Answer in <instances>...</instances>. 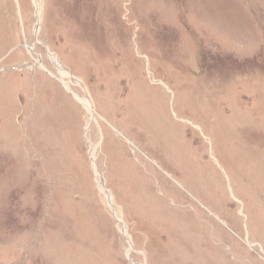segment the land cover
<instances>
[{
  "label": "rangeland",
  "instance_id": "374dc122",
  "mask_svg": "<svg viewBox=\"0 0 264 264\" xmlns=\"http://www.w3.org/2000/svg\"><path fill=\"white\" fill-rule=\"evenodd\" d=\"M0 264H264V0H0Z\"/></svg>",
  "mask_w": 264,
  "mask_h": 264
},
{
  "label": "bare ground",
  "instance_id": "6f19581e",
  "mask_svg": "<svg viewBox=\"0 0 264 264\" xmlns=\"http://www.w3.org/2000/svg\"><path fill=\"white\" fill-rule=\"evenodd\" d=\"M38 14H39V11H38ZM61 74L63 75V77H65V76H68L69 77L70 76L69 73H67L66 71H63V70H61ZM83 102L85 103V105L87 106V108L91 111V113H94L93 112V108H92V104H91L90 100L88 98H84L83 99Z\"/></svg>",
  "mask_w": 264,
  "mask_h": 264
}]
</instances>
